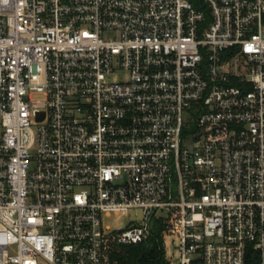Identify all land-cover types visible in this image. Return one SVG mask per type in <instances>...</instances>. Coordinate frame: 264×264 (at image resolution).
Masks as SVG:
<instances>
[{"label": "built area", "instance_id": "2783aa9c", "mask_svg": "<svg viewBox=\"0 0 264 264\" xmlns=\"http://www.w3.org/2000/svg\"><path fill=\"white\" fill-rule=\"evenodd\" d=\"M155 218L170 264H264V0H0V264Z\"/></svg>", "mask_w": 264, "mask_h": 264}, {"label": "trees", "instance_id": "16d2710c", "mask_svg": "<svg viewBox=\"0 0 264 264\" xmlns=\"http://www.w3.org/2000/svg\"><path fill=\"white\" fill-rule=\"evenodd\" d=\"M165 228L162 219L155 218L150 236L138 244L118 245L111 249L109 264H170L163 239ZM248 254L246 264H256L255 253Z\"/></svg>", "mask_w": 264, "mask_h": 264}, {"label": "rangeland", "instance_id": "374dc122", "mask_svg": "<svg viewBox=\"0 0 264 264\" xmlns=\"http://www.w3.org/2000/svg\"><path fill=\"white\" fill-rule=\"evenodd\" d=\"M119 74H115L111 76V80L115 79L116 76H118ZM142 218V213L141 211H135V210H130L127 212H123L120 213L118 215L112 214L110 216H105L103 218V222L104 225H107L110 227V229L112 231L114 230H123L128 228L129 226L133 225L136 222L141 221ZM165 241H169V238H165ZM119 244H117L116 242H111L109 245V249L107 251V255L109 256V253L111 251V249L115 248L116 246H118ZM167 257L171 256L173 254V258H171L170 260L172 261V259L174 260L175 256H177V250L175 248V245L172 244H168L167 245ZM109 262V259H108Z\"/></svg>", "mask_w": 264, "mask_h": 264}]
</instances>
